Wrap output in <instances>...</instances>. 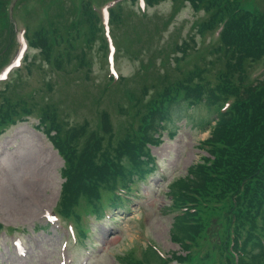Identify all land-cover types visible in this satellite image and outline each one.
<instances>
[{
	"label": "trees",
	"instance_id": "trees-1",
	"mask_svg": "<svg viewBox=\"0 0 264 264\" xmlns=\"http://www.w3.org/2000/svg\"><path fill=\"white\" fill-rule=\"evenodd\" d=\"M85 1L78 7L67 0H41V3L35 0L43 8L24 31L27 47L38 50L34 62L40 56L51 69L65 71L74 67V71L87 72L89 68L85 67L92 66L87 50L94 42L100 38V51L104 54L108 51L102 20L93 4ZM160 1L164 0H143V3L148 8ZM173 1L176 8L187 3L193 11L206 15L199 23V34L216 33L214 46L197 55L201 61L209 54L202 66L205 68L196 65L176 81L164 73H153L151 83L123 97L128 105L118 104L129 120L124 123L125 128L120 123L116 131L104 109L98 112L99 122L91 129L88 120L69 125L54 104H38L31 96L33 93L15 94L19 78L14 71L17 79H8L0 90V132L26 121L27 117L38 118L37 127L63 161L60 176L64 181L55 214L64 222L75 224L85 237L81 226L84 216H101L106 203L110 208L117 207L123 199L119 192L133 190L136 180H143L153 170L150 148L158 145L172 109L204 102L216 112L209 137L201 143L207 157L190 166L185 178L169 185L174 205L184 209L175 216L172 238L185 254L173 259L178 264L193 261L195 264H264V8L262 12L247 10L239 0ZM9 2L0 0V23L7 28L5 43L10 47L16 26L13 22L17 19L12 16L8 22ZM107 13L109 27L122 23V3L115 2L107 8ZM182 45L186 46V42ZM182 45L176 47L185 57L187 53ZM8 46H0L3 67L7 65L4 57ZM113 46L116 51V45ZM34 62H29L28 69L36 65ZM256 63H262V71L250 78V68ZM215 64L222 68L211 73ZM109 77L112 84L125 81L122 77ZM156 81L163 83L159 86ZM49 89H52L50 84ZM150 94H153L151 98ZM205 201L221 202L220 208L226 209L224 251L219 258L201 250L190 255L191 246L198 247V241L207 231L199 217ZM81 204L87 207L85 214L77 211ZM153 252L161 264L167 263L168 260L161 261L157 252ZM133 258L126 260V264H147L143 252Z\"/></svg>",
	"mask_w": 264,
	"mask_h": 264
},
{
	"label": "rangeland",
	"instance_id": "rangeland-1",
	"mask_svg": "<svg viewBox=\"0 0 264 264\" xmlns=\"http://www.w3.org/2000/svg\"><path fill=\"white\" fill-rule=\"evenodd\" d=\"M67 1L78 7L82 1L87 3L85 0ZM87 1L93 4L104 24L107 14L103 5L111 0ZM119 2L123 5V19L121 24L109 27L111 39L107 23L104 24L108 51L105 54L100 51L99 38L87 50L92 66L85 67L89 68L87 72H80L74 71V67L65 71L51 69L40 56L34 62L33 56L38 50L29 47L21 57L22 60L26 55L28 59L25 57L21 65L13 66L16 53L25 44L22 31L43 6L35 0H10L6 15L9 23L12 16L17 19L13 22L16 26L9 47L4 35L7 28L0 23V46H8L7 57H4L7 69L12 67L8 79L15 74L19 78V87H15L14 93H33L31 96L38 104H54L69 125H80L88 120L91 129L99 122L98 112L104 109L116 131L120 123L125 128L124 123L129 120L118 108V104L128 105L123 98L127 92H138L144 84L151 83L153 73H164L171 81H176L196 65L201 68L209 59V54L202 62L197 56L214 46L216 38V33L211 31L204 36L198 33L199 23L206 17L202 11H193L187 3L176 8L173 0L160 1L148 8L137 1ZM239 2L254 12L255 9L262 12L264 8V0ZM113 45L117 47L115 52ZM177 45L185 48V57L177 51ZM29 62L36 65L28 69ZM3 66L0 60V75ZM214 66H208L211 73L222 68ZM261 71L262 63L254 64L249 71L250 78ZM110 74L125 81L112 84ZM156 83L160 86L163 81ZM49 84L52 89L48 90ZM4 86V81H0V90ZM215 118V110L204 102L174 107L160 133L158 145L150 148L153 170L143 180H136L133 190L119 192L123 199L117 207L110 208L106 203L104 209H110L105 215L87 219L85 237L76 226L54 217L63 183L60 176L63 161L37 128L38 118L28 117L26 122L0 132V223L4 227L0 233V264H126V260H133L141 252L147 264H161L153 247L161 255V261L178 264L173 258L185 253L173 242L172 226L175 216L184 209L174 205L169 185L185 178L190 166L207 157L201 143L209 137ZM209 203H202L199 212L207 231L198 241V247L191 246L190 255L201 250L203 254L211 252L219 258L224 251L226 209L220 208L221 202ZM86 208L81 204L77 211L85 214Z\"/></svg>",
	"mask_w": 264,
	"mask_h": 264
}]
</instances>
